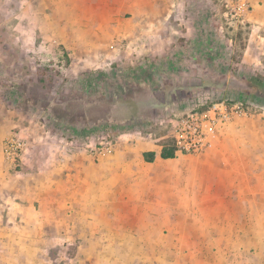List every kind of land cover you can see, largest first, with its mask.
I'll list each match as a JSON object with an SVG mask.
<instances>
[{"label": "crops", "instance_id": "obj_1", "mask_svg": "<svg viewBox=\"0 0 264 264\" xmlns=\"http://www.w3.org/2000/svg\"><path fill=\"white\" fill-rule=\"evenodd\" d=\"M72 1L43 0L52 13L44 17L52 32L81 42L88 38L75 28L88 27L89 41L95 42L103 28L122 27L128 11L133 18L129 37L140 53L154 59L188 56L172 49L180 25L174 21L190 9L186 0H98L92 8L90 0ZM250 2L246 21L264 27V0ZM90 8L105 14L83 21L57 19L59 11L75 14ZM13 118L9 98L0 93L3 208L11 210L18 198L15 207L23 210L22 217L36 219L41 227L60 229L67 223L57 233L70 236L76 263L264 264V152L254 157L253 143H247L252 139H246L237 122L219 128L204 153L182 155L196 160L180 169L168 164L175 157H160L163 145L157 140L123 137L112 155L93 157L68 141L52 144L39 125L38 131L27 125L23 131L30 147L13 171L3 153ZM146 153L153 154L152 162L144 160Z\"/></svg>", "mask_w": 264, "mask_h": 264}, {"label": "rangeland", "instance_id": "obj_2", "mask_svg": "<svg viewBox=\"0 0 264 264\" xmlns=\"http://www.w3.org/2000/svg\"><path fill=\"white\" fill-rule=\"evenodd\" d=\"M94 2L99 3L90 0L89 6ZM186 3L190 9L174 21L180 25L172 35L176 37L172 49L188 52L187 58L166 54L154 59L140 53L139 44L133 45L129 37L133 18L128 11L123 13L122 27L103 28L95 42L86 33L91 28L78 26V33L88 39L77 42L68 34L52 32L44 18L52 13L43 0H0V93L9 98L13 109L12 131L28 142V148L30 137L23 130L39 125L52 144L68 141L95 157L99 155L90 148L108 143L113 150L105 155H112L124 134L151 132L163 138V145L169 142L171 120L210 103L238 102L248 114L228 124L237 122L246 139H252L247 143H253L254 157H261L264 27L246 19L230 24L220 5L210 0ZM91 8L75 14L59 11L57 19L83 21L105 14ZM252 80L259 88L256 93L248 87ZM195 160L175 155L168 164L180 169ZM13 202L14 207L5 211L0 201V264H78L68 233L58 235L67 223L60 229L53 224L41 227L36 219L22 217L20 199Z\"/></svg>", "mask_w": 264, "mask_h": 264}, {"label": "built area", "instance_id": "obj_3", "mask_svg": "<svg viewBox=\"0 0 264 264\" xmlns=\"http://www.w3.org/2000/svg\"><path fill=\"white\" fill-rule=\"evenodd\" d=\"M220 5L224 18L230 23H240L246 19L251 10L250 0H210ZM248 109L240 103L226 104L224 102L213 103L205 110L192 109L177 119L170 121V128L166 139L175 149V155H200L210 145L211 136L228 123L232 118L245 116ZM124 134L122 137H130ZM147 139L160 142L163 138H156L151 132L140 135ZM138 136V137H140ZM120 139V138H119ZM165 139V138H164ZM112 144L106 143L99 147L90 148L91 153L110 154ZM28 148V142L19 134L11 132L3 142L4 159L11 170L17 169Z\"/></svg>", "mask_w": 264, "mask_h": 264}, {"label": "trees", "instance_id": "obj_4", "mask_svg": "<svg viewBox=\"0 0 264 264\" xmlns=\"http://www.w3.org/2000/svg\"><path fill=\"white\" fill-rule=\"evenodd\" d=\"M248 87L251 89L253 93H256L258 91V85L252 80L251 83L248 84ZM213 104L210 103L209 106ZM207 106V107H209ZM205 107V108H207ZM205 108H202V110H205ZM160 157L162 159H172L175 157V149L173 148L172 144L170 142L163 144L162 150L160 153ZM144 160L146 162H152L153 160V154L152 153H146L144 154Z\"/></svg>", "mask_w": 264, "mask_h": 264}]
</instances>
